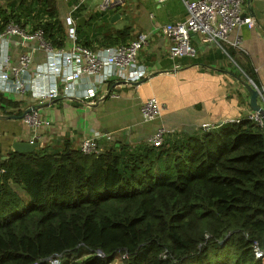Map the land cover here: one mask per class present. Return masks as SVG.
Here are the masks:
<instances>
[{
  "label": "trees",
  "instance_id": "trees-1",
  "mask_svg": "<svg viewBox=\"0 0 264 264\" xmlns=\"http://www.w3.org/2000/svg\"><path fill=\"white\" fill-rule=\"evenodd\" d=\"M10 1L0 32L41 27L53 47L68 45L50 0ZM72 15L83 46L129 42L131 28L114 29L109 13ZM0 104L20 106L2 94ZM5 157L0 148V264H264L254 252L264 241V125L253 119L167 135L161 146L39 145Z\"/></svg>",
  "mask_w": 264,
  "mask_h": 264
},
{
  "label": "crops",
  "instance_id": "crops-1",
  "mask_svg": "<svg viewBox=\"0 0 264 264\" xmlns=\"http://www.w3.org/2000/svg\"><path fill=\"white\" fill-rule=\"evenodd\" d=\"M184 1L169 0L159 4L156 0H120L102 11L109 13L114 29L131 28L129 42L140 33L148 34L147 44L138 57L144 71L140 80H123L112 75L99 81L104 73L73 79L72 69L68 68L56 80L60 96L47 100L37 97L32 90L7 92L3 89L6 84L0 79V94L20 103L18 108L0 104V148L5 158L14 151L16 142L33 139L57 151L66 147L80 150L85 138L97 137L103 152L114 146L148 143L159 127L166 128L169 137H189L204 126L213 128L254 116L256 113L249 105L250 95L242 81L264 87V0H246L243 15L252 17L255 23L251 27L248 24L236 27L229 36L230 42H210L203 36L192 35L196 56L172 60L164 27L185 20ZM10 2L5 0L8 8H11ZM101 3L102 0H86L80 7L85 14H90L100 12ZM70 4L74 9L79 1ZM21 9L16 8L15 13H23L24 8ZM115 15L117 19H113ZM236 39L240 40L238 47L231 44ZM25 53L32 55V75L44 68L46 53L37 42H23L13 35L0 40V62L9 57L11 64L17 65ZM50 83L46 81L47 86ZM43 87V81L36 83L40 92ZM65 87L68 90L65 91ZM150 98H156L163 105V111L155 120L144 121L141 106ZM258 102L264 107V98H259ZM33 108L41 119L50 122L49 126L31 127L17 115Z\"/></svg>",
  "mask_w": 264,
  "mask_h": 264
},
{
  "label": "built area",
  "instance_id": "built-area-1",
  "mask_svg": "<svg viewBox=\"0 0 264 264\" xmlns=\"http://www.w3.org/2000/svg\"><path fill=\"white\" fill-rule=\"evenodd\" d=\"M74 7L69 16L66 17L68 46L55 48L44 37V30L40 27L33 29L30 26H22L15 23L9 24L5 31L0 32V40L13 35L23 42L35 41L46 53V61L43 69L32 70V55L25 53L19 59L17 65H12L10 58L6 57L0 62V79L6 84L3 89L7 92L25 93L32 90L39 98L54 100L60 96L57 86V78L63 76L68 68L72 69L71 77L80 79L82 76L95 77L104 73L99 79L103 81L112 75H118L123 80H140L144 71L138 64L140 51L147 44L148 34L140 33L136 39L127 44L118 45L111 48L94 49L77 43L76 20L72 13L80 7ZM120 0H102L100 11H107ZM159 4L169 0H156ZM246 0H193L184 1L186 7V18L164 27L166 37L170 42L169 54L172 60L183 57H195L197 49L192 44V35H200L210 42H230L229 36L236 27L241 24H248L250 27L255 21L252 17L243 15V7ZM231 44L235 47L240 45V40L236 39ZM9 68V70H7ZM112 69V70H108ZM106 73V74H105ZM14 75V76H13ZM51 83L47 86L46 81ZM44 82L43 91L36 88V83ZM68 87H65V91ZM96 91L93 90L92 94ZM163 105L156 99L150 98L141 106V114L144 121H152L160 117ZM250 119L264 125L263 119L255 114ZM26 125L34 128L49 126L50 122L41 119L38 111L33 109L23 117ZM239 122V120L237 121ZM235 122V123H237ZM203 129H210L204 126ZM168 131L164 127H159L148 139V143L153 146H161ZM36 138V137H35ZM32 141H36L33 139ZM80 150L85 154H100L101 148L97 137H87L80 144ZM255 256L257 259H264L263 245H255ZM50 264H61L59 256L50 259Z\"/></svg>",
  "mask_w": 264,
  "mask_h": 264
},
{
  "label": "water",
  "instance_id": "water-1",
  "mask_svg": "<svg viewBox=\"0 0 264 264\" xmlns=\"http://www.w3.org/2000/svg\"><path fill=\"white\" fill-rule=\"evenodd\" d=\"M117 15H115L113 17V19H117ZM86 21V18L83 16L81 18L78 19V24L79 26H83L84 23ZM243 86L246 88V90L248 91L249 95H250V108L252 109L253 112H255L257 115H259L263 121H264V107L261 106L258 102L259 98H264V87H257L255 84H253L252 82L248 81H242ZM34 109V108H33ZM33 109H29L27 111L24 112V114L22 116H20V118L23 119V117L30 113ZM8 118L11 119H19L16 116H8ZM40 144L36 141H29V142H16L13 145V150L15 152H19V153H29V152H33ZM263 248H264V241H263ZM47 261L49 262L50 259L48 258Z\"/></svg>",
  "mask_w": 264,
  "mask_h": 264
},
{
  "label": "rangeland",
  "instance_id": "rangeland-1",
  "mask_svg": "<svg viewBox=\"0 0 264 264\" xmlns=\"http://www.w3.org/2000/svg\"><path fill=\"white\" fill-rule=\"evenodd\" d=\"M35 0H27L25 3L24 7L33 4ZM52 4L55 6L56 10L58 11L60 19L65 22L66 17L70 15L72 12L73 8H70V2H75L76 0H50ZM70 4V5H69ZM21 9V8H20ZM0 10H8L10 11L11 9L6 6L5 0H0ZM22 10V9H21ZM45 20V18H44ZM121 263V258H116L112 263L110 264H120Z\"/></svg>",
  "mask_w": 264,
  "mask_h": 264
}]
</instances>
